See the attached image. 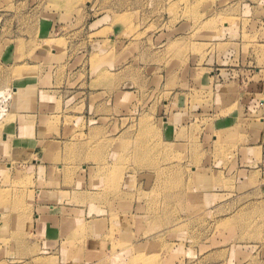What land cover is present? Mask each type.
I'll use <instances>...</instances> for the list:
<instances>
[{
    "label": "rangeland",
    "instance_id": "rangeland-1",
    "mask_svg": "<svg viewBox=\"0 0 264 264\" xmlns=\"http://www.w3.org/2000/svg\"><path fill=\"white\" fill-rule=\"evenodd\" d=\"M26 63L35 77L47 67L43 85L53 81L60 98L46 106L59 115L43 127L62 132L39 149H0L1 187L24 190L0 191V258L264 264V151L237 148L243 129L264 130V112L244 116L239 133L214 127L237 104V71L264 97V0H0V143ZM102 90L105 109L93 95ZM46 170L48 187L62 188V247L61 235L47 246L31 232Z\"/></svg>",
    "mask_w": 264,
    "mask_h": 264
},
{
    "label": "crops",
    "instance_id": "crops-1",
    "mask_svg": "<svg viewBox=\"0 0 264 264\" xmlns=\"http://www.w3.org/2000/svg\"><path fill=\"white\" fill-rule=\"evenodd\" d=\"M11 53V52H8ZM14 53V52H13ZM9 55V54H8ZM52 55H54V51H52ZM46 52L41 55L42 59L40 61V64L43 63L46 60ZM8 60H11L9 56ZM14 58V55H13ZM12 58V60H13ZM44 59V61H43ZM12 64V63H11ZM16 64V63H15ZM27 66L19 64L18 68L19 70L16 71V75L18 76L15 80V85L9 87L11 90H15L16 92H22L20 96L18 97V103L17 106L20 107L18 110H15L16 112L13 113L11 116L14 118V122L8 123L9 125L6 126L5 131L2 133V140L0 143V149L5 150L7 147H10V149H16V150H23V149H29V150H35L41 148L44 143H58L59 132H62L60 126L58 129L54 130H48L46 127H43L44 124L47 123V120L51 117H56L59 115L57 112H53L52 110H48L49 107H47V103L51 102L53 99L54 101H58L60 98V94H56L55 91V85L53 84V81L47 85H43L44 77L47 73V67L40 66L38 69L40 70L39 76L35 77L33 75L32 69L26 70L27 68H34L36 65L26 63ZM135 68L137 69V64L135 65ZM141 68V67H140ZM245 71V69H243ZM233 71V70H232ZM236 73V71H234ZM238 74H241L237 79L238 86H239V98L237 99V104L235 108L230 111L229 113H226L224 115L219 116L220 118L216 120L215 128L216 131L226 132L228 130H234L236 128V131L238 133L240 132L238 127V124L240 125V121H245L243 119H247L244 116L250 115L252 116L256 112L261 111V109L264 112V97L262 92L259 90H256L255 88V82L252 78L248 77L245 73L242 74L237 71ZM246 72V71H245ZM259 73V72H258ZM181 78V74L178 75V82ZM6 80H2V82H5ZM32 86L36 87L37 91L35 94H33ZM258 86H263V82L259 83ZM28 91V92H27ZM28 93V94H27ZM99 95L102 98L103 102V109H105V106L108 107L107 102H105V92L97 91L93 93V95ZM102 94V95H101ZM63 96V95H62ZM62 97V110L65 107L66 102L71 99L70 96ZM173 95L170 96V99L172 100ZM26 99L27 103H22V100ZM52 99V100H51ZM88 100V97L86 98ZM20 102V103H19ZM45 102V103H44ZM43 106H46L43 108ZM109 114H105L104 112L102 114H99L98 116L94 115L93 118L96 122L100 118H105V116H108ZM76 118H89L90 114L88 110L83 113L81 116L79 114L73 115ZM172 118L169 116L165 119V124L167 125L166 133L168 139H174L176 137V125L170 123ZM264 121V120H263ZM264 124V122H263ZM98 124H94V128L100 129V126H96ZM248 126V124H247ZM256 125L249 129H243L242 132H245V137L242 139L243 141H246L243 145H238V150H244L242 152L249 153L250 151L258 149L259 151H264V145L261 146V144H264V130L261 128V126ZM58 130V132H56ZM259 133L256 137L254 136V132ZM247 133V135H246ZM4 138V139H3ZM109 140V139H108ZM173 140V141H174ZM36 164V163H35ZM39 165V163H37ZM46 167V165H45ZM47 168V167H46ZM86 170V168H85ZM83 170V171H85ZM26 175H29L28 173H22V174H15L11 173L10 177L8 178V181L16 180H22L25 178ZM16 177V178H15ZM37 175L35 174L33 179H37ZM41 181L43 182L42 185H40L38 193H40V197H44L45 202H39V210L40 213L36 212L34 215V222L36 224H33V229L31 228V232H33V236H37V239L45 240L47 241L46 245H55L56 239L58 236L63 233H66L68 231H65L62 226L63 217L59 216V214H56L58 209H60L58 206L59 201L58 198L60 197V193L62 192L61 187H48V181H50L49 175L47 173V170L45 173L40 175ZM61 180V177L58 176V181ZM2 179H0V191L7 192V195H15V194H21L24 190L18 189L19 192H16L15 189H5L1 187ZM53 199V200H52ZM49 201V202H47ZM56 212H53V211ZM42 213V214H41ZM55 213V214H53ZM69 219V218H68ZM59 220V224L57 221ZM67 225V224H66ZM11 226L15 228V224H9L8 229H11ZM30 228V227H29ZM63 238V237H62ZM63 240L60 242L59 245L66 244V242H63ZM50 242V243H48ZM52 242V243H51ZM61 250L60 248H58ZM46 250V249H45ZM57 250V248H56ZM46 252V251H45ZM37 258H33L35 261V264H49L54 255L52 256L49 253H41L36 255ZM82 256L76 257L74 260L75 262H78L81 260ZM38 260L40 261L38 263ZM14 263L15 258L9 257H3L0 258V264H7L5 262ZM30 261V259L28 260ZM55 262V261H54Z\"/></svg>",
    "mask_w": 264,
    "mask_h": 264
},
{
    "label": "bare ground",
    "instance_id": "bare-ground-1",
    "mask_svg": "<svg viewBox=\"0 0 264 264\" xmlns=\"http://www.w3.org/2000/svg\"><path fill=\"white\" fill-rule=\"evenodd\" d=\"M3 93H4L3 91H0V97H1L2 95H4ZM1 104H2V102L0 103V105H1ZM4 112H5L4 107L1 108V106H0V118H1L2 116H4ZM142 149H143V148H142Z\"/></svg>",
    "mask_w": 264,
    "mask_h": 264
}]
</instances>
